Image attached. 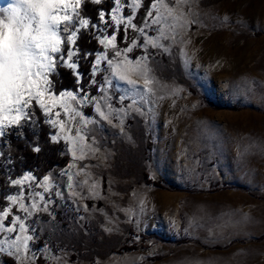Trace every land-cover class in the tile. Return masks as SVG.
Masks as SVG:
<instances>
[{"label":"rangeland","instance_id":"obj_1","mask_svg":"<svg viewBox=\"0 0 264 264\" xmlns=\"http://www.w3.org/2000/svg\"><path fill=\"white\" fill-rule=\"evenodd\" d=\"M139 2L143 27L153 0ZM160 2L173 15L161 7L160 23L148 18L145 31L163 47L124 52L139 40L134 34L116 42L120 57L112 53L115 61L146 64L152 91L144 92L138 73H130L133 88L101 62L99 91L90 95L109 98L111 108L101 102L108 119L94 103L78 106L91 121L78 125L84 159L79 146L60 140L69 162L39 176L52 174L51 199L44 211L35 198L38 208L26 223L36 231L24 233L33 236L29 250L20 259L5 245L0 264L4 254L16 264H264V0ZM8 3L0 0V7ZM126 12L132 14L127 6ZM29 170L37 175L40 168L17 176L11 170V179ZM0 177L3 211L19 186L5 184L4 169ZM13 212L26 215L18 204ZM16 234L18 227L11 238ZM124 244L134 248L117 252Z\"/></svg>","mask_w":264,"mask_h":264},{"label":"snow or ice","instance_id":"obj_2","mask_svg":"<svg viewBox=\"0 0 264 264\" xmlns=\"http://www.w3.org/2000/svg\"><path fill=\"white\" fill-rule=\"evenodd\" d=\"M90 2L93 5H103L106 0ZM87 3L89 0H9L7 6L0 7V17H3L0 20V143H4L7 137L15 132L19 138L28 142L33 152L40 153L43 149L39 143L38 129L43 123L59 129L56 134L51 131L48 133L50 142L59 143L61 139L70 141L74 150L79 146L82 154L78 159L83 160L84 136L78 125L91 121L85 120L78 106L94 103L95 111L104 119H108V115L102 111L101 102L111 108L107 96L90 95V90L98 83L96 74L102 61H107L113 77L126 81L133 88H136L137 81L131 78L130 73H138L143 77L144 92L152 91V80L149 78L146 64L139 61L132 64L127 61V57L115 61L112 53H115V57L122 55L116 43L121 28L125 41L129 40L133 33L139 37V40H133L124 52H131L133 48H146L149 45L163 47L145 31V28L150 27L147 19L152 18V23L158 24L159 18H162L161 7L169 16L173 15V10L160 0H153L144 26L138 27L133 21L136 18V10L141 7L139 0H112L113 6L110 10L104 7L98 9L95 21L81 14L82 7ZM126 6L132 10L131 15L127 14ZM153 12L156 17H153ZM224 19L227 20L228 17L225 16ZM85 32L91 37L89 43L95 39L103 45L104 51L96 50L93 53L81 49L78 41ZM81 61L91 65L88 75L93 78L87 82ZM61 70L70 74L74 85L72 88H61L57 92L56 79L60 77ZM105 72H108V68ZM110 83V80L105 81V84ZM133 94L139 96L141 101L145 100L139 90ZM124 98L122 95L121 99ZM136 102L133 100V103ZM62 113L65 119L60 118ZM26 128L31 131L35 140H28ZM73 131L74 136L70 135ZM73 155L75 156V151ZM0 157L4 158L0 160V169L6 170L10 180V183L6 181L5 184L8 187L19 186L16 194L5 197L10 203L0 211V233L5 234V239L0 241V253L7 251L5 245H9L15 249L14 252H9V255L23 259L20 257L21 250L27 252L29 241L33 240V236L24 233L36 231L26 221L38 208L36 197L44 201V211L48 210L53 176L49 173L41 179L29 170L20 178L11 179L9 165L13 164V158L10 149L7 152L0 149ZM25 181L30 183L24 186ZM37 188L43 191H37ZM46 193L49 194L47 199ZM29 197L32 198L30 205L25 203ZM17 204L20 211L26 213L23 218L13 212ZM247 219L245 216L244 220ZM17 227L19 234L12 239L11 235L17 232Z\"/></svg>","mask_w":264,"mask_h":264},{"label":"trees","instance_id":"obj_3","mask_svg":"<svg viewBox=\"0 0 264 264\" xmlns=\"http://www.w3.org/2000/svg\"><path fill=\"white\" fill-rule=\"evenodd\" d=\"M112 6H113L112 0H106V3H104L103 5H93L89 0V3L85 4L82 7L81 14L85 17H90L93 21H95L97 18L98 9L100 7H104L106 10H110ZM144 11H145L144 9L140 8L137 12V16L134 19V23L137 24V26H139L140 23L142 22V15ZM133 36L134 33L131 35V38H133ZM123 37H124L123 30L121 28V31L118 34V39H117L118 43L120 42L121 39H123ZM90 39L91 37L87 34V32H85L79 38L78 43L81 49L92 51L94 53L96 50L99 49V44L95 39H93L92 42L89 43ZM92 59H94V55ZM81 64L85 72V82H87L88 79H92V77L88 75L91 65L90 63H85L84 61H81ZM73 85H74V81L71 79L70 74L65 70H61L60 77L56 79L55 91L58 92L61 88H72ZM97 89L98 87L95 86L90 90V92L97 93L98 92ZM40 119L41 121L43 120L42 112ZM38 131H39L40 139L43 141L42 142L43 150L40 153L33 152L32 149L27 144V141L22 138H19L15 134V132L10 134L4 143H0V149L4 150L5 152H7L10 149L11 156L13 158V164L9 165V168H11L13 176H17L24 169H33V167L37 165H39L40 168V171L37 172V175L40 176L41 173L46 172L54 165H57L58 167H64L69 162V156L62 154L63 142L62 141H59V143L50 142L48 138V133H49L48 126L46 124L41 123L40 129H38ZM25 132L27 133L28 140L34 137L29 129L26 128ZM0 158H1L0 160L4 159L3 157ZM146 180L158 186L162 185L161 182L154 180L148 174L146 175ZM4 188H5L4 180L2 177H0V189H4ZM2 198L3 196H0V202L2 201ZM131 248H134V246H128L124 244L117 250V252H123ZM2 258L6 262V264H16L12 259V257L6 254L2 255Z\"/></svg>","mask_w":264,"mask_h":264},{"label":"bare ground","instance_id":"obj_4","mask_svg":"<svg viewBox=\"0 0 264 264\" xmlns=\"http://www.w3.org/2000/svg\"><path fill=\"white\" fill-rule=\"evenodd\" d=\"M221 14L224 15V12H223V13L221 12ZM181 16H182V15H181ZM181 18H182V17H181ZM181 18H179V20H180ZM206 18H207V17H206ZM206 18H205V19H206ZM181 20H182V19H181ZM207 20H209V19H207ZM203 21H204V20H203ZM205 21H206V20H205ZM206 22H208V21H206ZM179 23H181V22H179ZM183 24H184V23H183ZM204 24H205V23H204ZM206 24H207V23H206ZM181 28H184V27L182 26ZM190 51H191V50H190ZM191 53H192V52H191ZM189 54H190V52H188V50H185V52H184V56H185V57H184V58H187ZM189 57H190V56H189ZM141 84H142V83H141ZM159 90H160V89H159ZM163 90H164V89H163ZM157 92H158V91H157ZM158 93H159V92H158Z\"/></svg>","mask_w":264,"mask_h":264}]
</instances>
